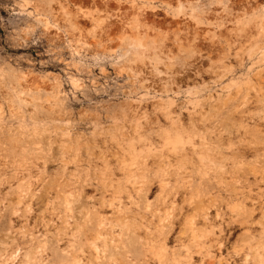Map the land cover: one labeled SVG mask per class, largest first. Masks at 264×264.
Returning a JSON list of instances; mask_svg holds the SVG:
<instances>
[{
  "label": "clouds",
  "instance_id": "obj_1",
  "mask_svg": "<svg viewBox=\"0 0 264 264\" xmlns=\"http://www.w3.org/2000/svg\"><path fill=\"white\" fill-rule=\"evenodd\" d=\"M0 264H264V0H0Z\"/></svg>",
  "mask_w": 264,
  "mask_h": 264
},
{
  "label": "rangeland",
  "instance_id": "obj_2",
  "mask_svg": "<svg viewBox=\"0 0 264 264\" xmlns=\"http://www.w3.org/2000/svg\"><path fill=\"white\" fill-rule=\"evenodd\" d=\"M154 191H155V190H153V192H154ZM151 198H152V196L150 195V196H149V199H151Z\"/></svg>",
  "mask_w": 264,
  "mask_h": 264
}]
</instances>
